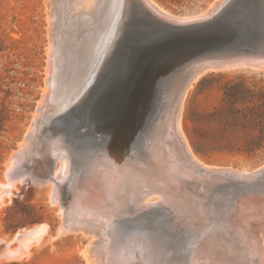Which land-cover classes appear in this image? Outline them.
<instances>
[{
    "label": "rangeland",
    "instance_id": "rangeland-1",
    "mask_svg": "<svg viewBox=\"0 0 264 264\" xmlns=\"http://www.w3.org/2000/svg\"><path fill=\"white\" fill-rule=\"evenodd\" d=\"M156 1L175 16L200 14L217 2V0ZM226 2L227 0H222L215 10ZM57 3L58 0H0V264H115L119 255V260L122 262L131 259L138 264L143 260L155 258L154 260L163 264H172V262L183 264L184 259L188 261L187 255H190L200 244V238L205 236L203 232H197L195 236L186 235L188 238L184 236L182 241L172 238V232L186 231V228L177 220L173 224L171 216H167L168 219L160 213L151 215L153 222L151 219L143 218L134 220L135 223H124L129 218L132 220L135 218L117 217L106 228L100 226L98 229V225L95 224L85 227L89 231L85 228L74 229L75 224L72 222L76 221L69 220L62 210L69 189L65 187L62 189L59 186L57 189L59 198L56 201L54 187L49 191L50 188L46 186V183L54 185L55 173L59 167L58 161L51 164L48 158L52 152L46 148L42 151L43 161L36 163L30 151L39 147L46 133L44 124L39 123L48 114L41 113L40 103L49 82L50 65L48 64L56 49L53 40L55 28H53L52 12ZM79 5L85 7L87 0H66L65 8L71 12L74 6ZM116 14L117 12H114L113 16L115 17ZM168 26L170 25H166L165 29H168ZM125 55L121 57L118 67L112 70V80L100 86L98 92L88 91L85 101L82 100L80 103V106L87 105L88 108L75 112L67 125L68 131H71L66 133L67 138L71 137V154L79 165L96 149L105 150L117 146L119 149L130 150V147L138 146L137 141L146 120L140 116V119H136L130 125H124V115L127 110L131 111L132 107L130 89L125 83L118 86L116 95L106 97L103 101L98 99L128 73L131 65H128L129 61ZM181 68L171 73L172 83L173 79L183 74L184 68ZM170 81H167L162 91L163 94L165 93L162 97L163 110L168 107L167 88ZM80 86L79 84L76 86L74 94L79 91ZM150 98L148 100L152 103L153 98ZM232 100L237 101L233 104ZM44 107L46 110L51 109V106ZM117 121L120 123L118 124ZM181 123L193 151L206 165L250 173L257 171L259 167L264 168V67L243 65L201 72L193 81L184 99ZM48 125L52 126L51 120L48 121ZM40 133L43 137L39 136ZM51 137L48 135L47 139ZM21 147L27 148V156L19 163L12 161L10 165L13 172H10L7 170L8 161L11 156L15 157L20 152ZM23 151L20 153H24ZM262 168L258 171H262ZM6 171H9V175H6ZM6 185L12 192L8 191ZM4 188L7 190L5 191ZM250 188L248 193L253 189L256 192V187ZM231 193L234 194L232 190L230 193L226 191L219 198L220 202L224 203V206L217 207L219 212L228 209L230 210L225 212H233V207L241 204L240 199L243 200L246 196L254 201L264 202V198L258 196L250 197L238 191L234 195ZM252 193L251 195L257 194ZM236 195L239 197H235ZM242 204L249 205V203ZM221 214L214 215L213 224L216 225V220ZM152 223L155 227H151ZM42 224L47 226L46 233L44 232L41 239L36 240L37 242L34 240L28 242L27 240L33 235L29 233L34 226ZM94 227L98 232H94L96 230ZM20 231L29 232L22 235L23 241L20 240V236H16ZM120 238H123V241ZM140 238L142 240L139 241ZM257 239L259 244L262 241L264 244V233L260 232ZM97 240H100L98 244ZM242 241L244 247L242 251H246L247 239L243 237ZM22 248L25 250L23 251ZM98 248L99 250L96 251ZM112 248L118 251L114 256L115 258L117 256L116 261L111 259ZM132 253L134 254L131 255L132 258L128 257ZM251 257L249 254L248 257H244L245 264L248 261L250 263ZM109 258L110 261H107ZM251 261H254L251 264H255L259 259L257 261L252 258ZM259 263L261 264V260Z\"/></svg>",
    "mask_w": 264,
    "mask_h": 264
},
{
    "label": "bare ground",
    "instance_id": "bare-ground-1",
    "mask_svg": "<svg viewBox=\"0 0 264 264\" xmlns=\"http://www.w3.org/2000/svg\"><path fill=\"white\" fill-rule=\"evenodd\" d=\"M130 1L131 3L128 4H126L125 0L118 1L116 9H114V12H117L115 16L116 22L114 27L110 28L101 25V19L109 11L112 12L114 0H87L85 7L82 5L74 6L71 12L65 8L66 0H58L54 12H52L54 19L53 28H55L53 40L56 45L54 48L56 49L53 51V58H51L50 64H48V66L50 65L48 70L49 82L47 81L48 85L40 103L41 113L45 112L48 115L44 116L46 114H43L44 118L39 123L41 125L44 124L43 128L46 129V133L39 147L37 146L30 151L36 163L43 161L42 156L44 154L42 151L46 148L52 152L48 158L51 164L58 161L59 167L55 173L54 185L46 183V186L50 188L49 191L54 187V199L56 201L59 198L57 193L59 186L62 189L63 187L67 190L69 189V194L63 202L64 205H61H63V214L69 220L76 221L75 223L72 222V224H75L73 225L74 229L87 228V226H95V224L98 225V229H100V226L106 228L117 217L130 216L135 218L133 220L130 218L126 221L123 220L124 223H132L134 220L138 221V219L143 218L149 220L153 213H160L166 217L171 216L172 223L177 220L181 222V225L184 224L183 226L186 228V231L176 230L175 233L172 232V238L182 241L184 236L196 235L197 232H203L205 235L200 238V244L195 247L194 251L190 249L192 252L188 258V264H245L243 259L248 257V254L252 256L251 259L254 258L257 261L259 259L261 264H264V244L262 243L263 241L259 244L257 239L260 236V232L264 233V202H261L263 200L254 201L246 196L243 200L240 199L241 204L234 206V211L231 213L225 212L230 209L220 210L219 212V208H217L220 205L224 206V203L222 204L219 198L226 191L230 193V190L234 194L238 191L250 197L258 196V198H264L263 166L258 168H262V171L256 169L257 171L250 173L248 171L206 165L193 151L181 123L184 99L193 81L201 72L243 65L264 67V52L241 50L238 51L239 54L231 56L227 60L223 58L201 60L184 67L183 74L178 76L177 79H173V83L170 81L171 83L167 88L168 107L163 110L164 105H162L157 113H153L150 116L145 115L146 118H143V120H146V124L142 131L139 129L141 135L139 136V141H137L138 146L130 147V150L126 148L119 149L117 146L108 147L105 150L96 149L81 165L74 161L71 154V137L68 136L67 138L66 136V133L70 131H68L67 125L75 112L88 108L87 105L80 106L81 101H85L87 92L92 90L98 92L100 86L112 80V70L118 67L121 57L125 54L123 51L119 53L116 49L117 41L125 33L122 28L124 19L128 18L133 23L136 20H145L148 28H151L156 33L155 37L165 39L164 37L170 34L165 31L166 25L187 26L195 21L209 19L217 15H215V12L220 7L221 9L218 12L221 15L216 19L217 21L212 23L213 26L215 25L213 31L218 33L219 36L205 45L206 53L220 55L226 51H232L234 47L242 42L241 39H229V36L222 34V31L230 29V26L236 23L243 14L235 16L234 13L231 15L226 12L233 8H238V10L242 8L244 11L246 8L247 11L250 10L249 7L251 6L264 11V0H227L226 3L219 6L216 10L215 7L222 0H217V2L215 0V3L205 12L175 16L165 10L156 0H140L143 6L138 3V0ZM181 54L182 52L180 57H183ZM181 67L183 68L182 65ZM78 84L81 85L80 89L74 94ZM149 103L151 104V101ZM45 105L51 106V109L46 110ZM50 120L52 121V126L48 125ZM38 130L40 131V129ZM48 135L52 137L47 139ZM39 136H42V134L40 133ZM26 149L21 147L20 152L24 150V153L18 152L15 157H10L7 170L10 172L13 170L10 165L12 161L19 163L26 158ZM9 171H6V175H9ZM40 181L42 180L40 179ZM50 183L52 182L50 181ZM6 187L10 192L9 186L6 185ZM250 187H256V192L253 189L251 193L257 194L251 195L250 191L248 193ZM235 197L239 196L236 195ZM244 200L245 202H243ZM227 202H225V205ZM242 203H249V205L244 206ZM216 213H222V221L235 219L237 224L242 225L245 231L244 238L248 242L246 251L233 249L229 244H225L224 240L218 239L217 232L214 229L215 224L212 222ZM232 215L233 217H231ZM153 224L151 227H155V224ZM81 225H84V227H80ZM46 229L47 226L42 224L34 226L30 233L28 231L26 233L20 231L16 236H20V240L23 241V234L33 233L31 237L28 234L30 238L27 241H38L43 233H46ZM90 229L92 228L90 227ZM98 229L96 228L94 232H98ZM86 230L89 231L88 229ZM144 234L143 236H145ZM141 238L139 241L142 240ZM120 239L122 240L123 238ZM98 241L100 240H97V244L99 243ZM132 245H134L133 242ZM150 245L152 244L150 243ZM22 249L23 251L25 250L24 248ZM112 249L111 259L116 261L117 256L116 258L114 256L118 251L116 248ZM100 250L102 252V249ZM159 251L161 252V250ZM133 253L128 257L133 256ZM157 253L159 254V252ZM107 255L109 256V254ZM119 256L115 264H137L131 259L122 262V260H119ZM160 257L158 258L160 259ZM154 259L143 260V262L138 264H163ZM251 259L250 263L249 261L246 263L251 264V262H254ZM107 261H110V258ZM163 262L165 263L166 261ZM258 262L255 264H258ZM172 264L174 263L172 262Z\"/></svg>",
    "mask_w": 264,
    "mask_h": 264
},
{
    "label": "water",
    "instance_id": "water-1",
    "mask_svg": "<svg viewBox=\"0 0 264 264\" xmlns=\"http://www.w3.org/2000/svg\"><path fill=\"white\" fill-rule=\"evenodd\" d=\"M118 1L114 0L112 12L109 11L103 16L101 25L114 27L116 21L113 15ZM125 1L126 4L131 3L130 0ZM138 3H141L140 0ZM140 5L143 6L142 3ZM220 9L219 7L216 10V16L209 19L195 21L187 26H168L166 31L170 34L164 37L165 39L155 37L156 33L148 28L145 20H136L133 23L128 18L124 19L122 28L125 33L117 41L116 49L119 53L123 51L127 55L128 65L131 67L126 75L110 87L111 90L105 91L98 99L102 101L106 100V97L116 95L119 85L125 83L130 89L129 97L132 103L131 111L127 110L123 118L125 119L123 123L127 126L136 119H140V116L146 118L145 115L150 116L160 110L162 91L167 81H170L171 73L179 70L181 65L184 68L201 60L222 58L227 60L239 54L238 51L241 50L264 52V11L251 6L250 10L246 11L245 8L246 12L242 8L241 10L233 8L226 12L231 15L234 13L235 16L243 14L238 20L236 19V23L231 25L230 29L222 31V34L228 35L229 39H241L242 42L232 51H226L220 55L206 53L205 45L219 36L213 31L215 25L213 26L212 23L221 15L218 12ZM235 11L238 12L235 13ZM181 52L183 57H180ZM150 97L153 98L151 104L147 101ZM216 221L214 229L218 239L224 240L225 244H229L233 249H244L242 239L245 231L242 225L237 224L235 219L222 221L221 217H218ZM185 262L184 264H188L189 260Z\"/></svg>",
    "mask_w": 264,
    "mask_h": 264
},
{
    "label": "trees",
    "instance_id": "trees-1",
    "mask_svg": "<svg viewBox=\"0 0 264 264\" xmlns=\"http://www.w3.org/2000/svg\"><path fill=\"white\" fill-rule=\"evenodd\" d=\"M235 101H237V100H232V101H231V103H233V104H234V103H235Z\"/></svg>",
    "mask_w": 264,
    "mask_h": 264
}]
</instances>
